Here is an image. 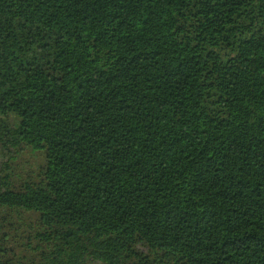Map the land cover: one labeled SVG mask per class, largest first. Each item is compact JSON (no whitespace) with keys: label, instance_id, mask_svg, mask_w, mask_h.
Segmentation results:
<instances>
[{"label":"trees","instance_id":"obj_1","mask_svg":"<svg viewBox=\"0 0 264 264\" xmlns=\"http://www.w3.org/2000/svg\"><path fill=\"white\" fill-rule=\"evenodd\" d=\"M0 264H264V0H0Z\"/></svg>","mask_w":264,"mask_h":264},{"label":"rangeland","instance_id":"obj_2","mask_svg":"<svg viewBox=\"0 0 264 264\" xmlns=\"http://www.w3.org/2000/svg\"><path fill=\"white\" fill-rule=\"evenodd\" d=\"M41 157L42 155L40 153L33 154L31 152H22L16 154L12 158L6 159V165L9 168L12 181L17 185V183H21L25 180L37 178L42 164ZM1 166L5 167V165ZM18 231L20 232V228ZM21 240H16L15 251L18 254L30 257L29 251H26L25 247H21Z\"/></svg>","mask_w":264,"mask_h":264}]
</instances>
